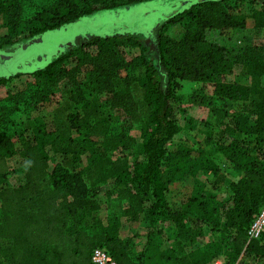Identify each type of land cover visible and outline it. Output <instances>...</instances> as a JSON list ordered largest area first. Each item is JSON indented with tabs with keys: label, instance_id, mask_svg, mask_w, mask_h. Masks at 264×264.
<instances>
[{
	"label": "trees",
	"instance_id": "16d2710c",
	"mask_svg": "<svg viewBox=\"0 0 264 264\" xmlns=\"http://www.w3.org/2000/svg\"><path fill=\"white\" fill-rule=\"evenodd\" d=\"M37 1L0 0V15L8 17L7 28L14 30L12 38L0 43V57L2 47L20 40L22 24L27 28L20 36L23 40H42L0 63V89L13 78L27 76L36 84L35 103L44 104L59 82L73 79L75 88L38 121L14 124L10 116L20 110L18 102L0 100V264H92L97 248L105 249L117 264H243V258L264 264V235L258 240L247 236L253 216L264 206V41L237 63L251 79L242 86L220 81L234 65L225 48L203 36L212 25L205 12L225 4L217 19L221 33L251 27L261 30L264 38V0H250L247 15L228 12L229 2L239 0H182L165 23L188 15L197 24L187 28L179 42L159 38L164 80L142 56L143 73L130 85L111 60L115 48L124 44L145 52L136 39L139 34L98 35L91 44L67 52L63 47L73 42V36L57 41V50L45 45L44 38L88 16L129 11L155 0ZM30 6L35 10L25 21L22 15ZM27 60L29 64L24 63ZM69 62L75 63L73 69H68ZM16 65L22 69L17 71ZM179 80L214 86L207 106L216 119L207 124L209 134L195 144L177 139L182 106L174 86ZM132 94L141 98L147 116L129 165L111 159L127 149V138L113 134L111 128L113 109ZM216 102H236L239 108L226 111L224 121L214 108ZM15 157L23 161L24 182L12 187L7 161ZM195 163L217 183L229 176L228 196L218 205L202 195L179 196L184 179L195 176ZM109 199L118 207L127 206L108 215L104 223L100 212ZM122 219L149 230L143 246L138 234L124 232ZM159 219L170 226L172 237L153 232ZM205 229L216 240L201 247Z\"/></svg>",
	"mask_w": 264,
	"mask_h": 264
},
{
	"label": "rangeland",
	"instance_id": "374dc122",
	"mask_svg": "<svg viewBox=\"0 0 264 264\" xmlns=\"http://www.w3.org/2000/svg\"><path fill=\"white\" fill-rule=\"evenodd\" d=\"M37 2L43 4L44 0H38ZM181 3L182 0H155L151 3L131 7L129 11L117 9L88 16L78 23V25L70 28L67 27L55 34H51V38H44V43L47 46H53L57 50V41H69V36H73V42L66 43L63 47V50L67 52L75 46L91 44L98 35L117 34L119 32L136 33L139 34L136 39L144 46L145 52H141L139 47L132 44H124L115 48V56L111 61L120 67L119 72L122 77L129 78V85L132 84L133 79L139 78L143 73L144 69L141 65L142 56L156 67L160 74L159 76L164 80L166 71L160 63L159 38L163 36L164 38L179 42L185 35L186 29L192 28L197 24L196 18L188 15L179 18L173 24L165 23V17L176 10ZM224 5L210 8L207 11L208 14L205 12L212 21V25L204 29L203 36L207 42L225 48L228 57L234 65L232 72L220 78V81L227 84L248 86L251 83V79L243 74L241 70L242 65L237 63L243 55H248L253 48L263 44L262 31L247 27L221 33L217 19L224 11ZM229 5L230 11L228 12L242 15L250 13V0L230 1ZM34 10V6L25 8L22 15L23 19L25 21L29 19ZM196 13L197 11L193 12L194 15ZM7 20L9 19L6 15H0V43L5 42L3 38L13 37L12 33L14 30L7 28ZM26 29L25 25L22 24L17 33L20 40L14 45H7L1 48L3 56L0 57V63L4 62L2 65L7 63L10 54L42 42L39 37L27 41L23 40L20 36H22ZM88 51L90 54H93L96 50L94 47H91ZM38 58L36 57L37 61H39ZM24 63L29 64L30 60ZM74 66L75 63L72 62L67 64L68 69H73ZM15 68L17 71L22 69L19 65H16ZM32 68L35 67L32 66ZM2 71L7 72L5 69ZM80 77L77 75L76 79L75 76L76 81L80 80ZM34 82L32 78L20 76L11 79L5 87L0 89V100L10 99L19 104L20 110L13 112L10 116L14 124H19L27 119L38 121L43 116H49L56 103L67 99L71 92H74L75 88V81L73 79H65L52 88L48 101L40 104L35 103L32 97V94L36 90ZM175 84L177 85V87L176 85L174 86L175 93L179 96L182 106V113L180 115L181 133L177 139L181 142L187 141V143L195 144L200 137L209 134L208 125L211 126L216 119L213 116L211 107L207 106L208 98L212 99L214 96V86L211 82H196L191 80H179ZM214 108L217 110L218 117L226 121L228 116L224 115V113L226 111H236L239 106H237L236 102H216ZM112 116V133L123 135L127 138V149L122 153H114L111 155V159L113 162L125 160L130 165L141 143L140 129L147 116L146 107L142 103L141 98L135 97L132 94L127 100L124 97V100L117 103V106L113 109ZM7 164L10 171L7 179L8 185L15 187L22 184L24 182L23 161L15 157L9 159ZM194 168L196 170L195 176L185 178L184 183L178 187L179 196L186 198L202 195L204 199H211V202L215 205L224 201L228 196L229 176L224 182L217 183L215 177L202 170L198 163L194 164ZM118 205L119 203L116 200L109 199L107 205L100 212V218L104 223H106L108 215L112 213L119 214L121 209L127 206L124 204L123 207L121 205L118 207ZM122 222L124 232L127 235L138 234L140 236V246H143L149 230L143 227V225L128 224L124 219H122ZM157 230H161L165 236L172 237L170 226L167 223H162L160 219L156 221L153 227L154 233ZM215 240L216 236L212 235L208 229H205L204 237L200 239L198 246H211ZM242 263L259 264V262L251 258H243Z\"/></svg>",
	"mask_w": 264,
	"mask_h": 264
},
{
	"label": "built area",
	"instance_id": "2783aa9c",
	"mask_svg": "<svg viewBox=\"0 0 264 264\" xmlns=\"http://www.w3.org/2000/svg\"><path fill=\"white\" fill-rule=\"evenodd\" d=\"M264 235V206L252 218L247 230L249 240H258ZM92 264H117L111 255L103 248L94 249L91 256ZM215 264H223L216 262Z\"/></svg>",
	"mask_w": 264,
	"mask_h": 264
}]
</instances>
